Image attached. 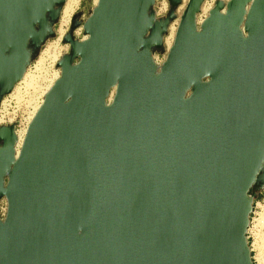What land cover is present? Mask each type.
I'll list each match as a JSON object with an SVG mask.
<instances>
[{
    "label": "water",
    "instance_id": "obj_1",
    "mask_svg": "<svg viewBox=\"0 0 264 264\" xmlns=\"http://www.w3.org/2000/svg\"><path fill=\"white\" fill-rule=\"evenodd\" d=\"M166 1L161 17L155 0L74 14L18 151L15 123L0 126V264H254L264 0H213L200 24L206 0ZM65 2L0 0V104Z\"/></svg>",
    "mask_w": 264,
    "mask_h": 264
},
{
    "label": "rangeland",
    "instance_id": "obj_2",
    "mask_svg": "<svg viewBox=\"0 0 264 264\" xmlns=\"http://www.w3.org/2000/svg\"><path fill=\"white\" fill-rule=\"evenodd\" d=\"M70 1L71 2H69L68 0V3L67 1L65 2L60 21L56 26L57 37L47 42L39 56L34 60L31 67L26 71L21 82H19L15 86L13 92L10 94V100H14L16 104L13 103L11 105V109L9 108L8 103L4 102L3 104L4 110H6V108L8 107V112H16V119H18L21 123L24 120V127L19 128L17 132H21L25 129V126L29 121L28 118H30L32 114L31 112H33L32 108H34L35 106V99H37V103H39L42 100L43 93L47 89H45V87L49 86L48 82L50 83L54 78L57 77V75L59 77V70L55 68V65L59 61L60 57L68 52V46L62 43V38L68 31L72 16L78 12H81V19H86L89 9L95 3V0H76L77 2L75 0ZM183 1H185L184 3L187 2V0ZM223 1L226 2L228 0ZM75 2L77 3V5ZM66 3L70 4V8L68 10H66ZM72 3L73 5H71ZM208 7H210L211 9L213 8V0H206L201 8ZM181 11L182 9H179L178 14H180ZM208 12L209 10H207L203 15L201 14V17L199 19L201 20V18L204 19V17H207ZM66 16L67 18L65 19ZM65 22H67L66 25ZM174 25L175 24L171 26L170 33L173 32ZM75 36H77L78 38H82V31L76 30ZM22 82L24 84H21ZM38 87H40V89ZM17 90L19 92H17ZM38 93H40V95ZM32 96L34 99L32 98ZM28 102H30L31 104ZM13 122V119H10L8 121L9 124ZM256 202L258 203V207L254 211L255 215L251 216L253 221L249 227L248 243L252 250L251 256L254 259L255 264H264V220H262V217L264 216V193L259 195Z\"/></svg>",
    "mask_w": 264,
    "mask_h": 264
},
{
    "label": "built area",
    "instance_id": "obj_3",
    "mask_svg": "<svg viewBox=\"0 0 264 264\" xmlns=\"http://www.w3.org/2000/svg\"><path fill=\"white\" fill-rule=\"evenodd\" d=\"M168 9H169V6H168V3H167L166 0H155V12H156V16H157V17L164 16V15L168 12ZM200 17H201V12H200V14L197 16V23H198V24H200V23L202 22V20H203V19L199 20ZM173 24H175L174 27H173V29H174V30H173V38H174L175 31H176V28H177V21H175V22H173V23H171V24L169 25L167 35H166L165 38H164V46H165V49H166V50L169 49V47L171 46V44H172V42H173V38H172L170 44L168 45V43H167V40L169 39L170 34H171V33H170V29H171V26H173ZM78 30H81V29H78ZM81 31H82V30H81ZM75 32H76V31H75ZM76 37H77V36H76ZM77 38H78V37H77ZM82 38H83V37H82ZM82 38H79V39H82ZM154 60H155V62H156L157 64H161V63L164 61V56L155 55ZM30 67H31V66H30ZM9 96H10V94L7 95V96H5V97L2 99L1 104H0V126L8 125V124H9L8 121H9L10 119H13V120H14L13 123H15V125H16V127H15V133H16V135H17V131H18V129L21 128V127H24V120H23V122L21 123L18 119H16L17 116H16V112H15V111H12V113L8 112V111H9V108L11 109V105H12L13 103L16 104L14 100H10V97H9ZM4 102L8 103V105H9V108L7 107L6 110H4V107H3ZM28 123H29V122H28ZM28 123H27L26 126H25V131H26V128H27ZM10 124H12V123H10ZM24 135H25V133H24ZM17 138H18V136H17ZM23 138H24V137H23ZM22 140H23V139H22ZM257 207H258V203L255 201V202H254V205H253V211H252L251 216L255 215V212H254V211H255V209H257ZM6 210H7L6 202H5L4 199H1V200H0V219H4V217H5V215H6ZM252 221H253V219H252V217H250V224H249V227H250V225L252 224ZM249 227H248V230H247V237H248V233H249ZM249 247H250V246H249ZM250 251L252 252L251 248H250ZM252 260H253V263L255 264V261H254L253 258H252Z\"/></svg>",
    "mask_w": 264,
    "mask_h": 264
},
{
    "label": "bare ground",
    "instance_id": "obj_4",
    "mask_svg": "<svg viewBox=\"0 0 264 264\" xmlns=\"http://www.w3.org/2000/svg\"><path fill=\"white\" fill-rule=\"evenodd\" d=\"M67 1V3H68V0H66ZM76 1V0H75ZM69 2H71L70 0H69ZM77 2V1H76ZM75 2V3H76ZM185 2V1H184ZM66 3V5H67V9L66 10H68L69 8H70V4H67ZM95 3H96V0H95ZM71 5H73V3L71 4ZM76 5H77V3H76ZM179 9H183L182 8V6H181V8H179ZM73 10V9H72ZM207 10H211V8L210 7H208V8H201V14L203 15ZM68 13V12H67ZM181 13V12H180ZM67 18V16L65 17V19ZM205 18V17H204ZM202 19V18H201ZM69 20V19H68ZM200 20V19H199ZM68 22V21H67ZM67 22H65V25H66V23ZM172 38H173V32H171V34H170V37H169V39L167 40V43H168V45L170 44V42H171V40H172ZM59 53V52H58ZM27 76V75H26ZM42 77V76H41ZM55 77V76H54ZM58 78V75H57V77L56 78H54L50 83L48 82V84H49V86L48 87H45V89H46V91L49 89V87L51 86V84L56 80ZM29 80V79H28ZM27 80V81H28ZM44 80V79H43ZM47 80V79H46ZM45 82V81H44ZM21 84H24L23 82L21 83ZM20 85V84H19ZM21 86V85H20ZM29 86V85H28ZM30 86H31V83H30ZM46 86V85H45ZM24 88H26V87H24ZM39 89H40V87H38ZM42 88V87H41ZM20 89V88H19ZM39 89H38V91H39ZM43 89V88H42ZM45 91V92H46ZM17 92H19L18 90H17ZM16 92V93H17ZM41 92H42V90H41ZM45 92L43 93V95L45 94ZM39 95H40V93H38ZM42 94V93H41ZM41 97V96H40ZM32 98H33V96H32ZM34 99V98H33ZM41 99V98H40ZM36 100V103L34 104L35 106H34V108H32L33 109V112H31L32 114H31V116H30V118H28V120L30 121V119L32 118V116L34 115V113H35V111L37 110V108L39 107V105H40V103H41V101L39 102V103H37V99H35ZM30 101H32V100H30ZM34 101V100H33ZM28 103H30V102H28ZM31 104V103H30ZM29 114V113H28ZM28 121V122H29ZM24 133H25V129L23 130V131H21V132H17V136H18V143H17V146H16V151H18V149H19V147H20V145H21V142H22V139H23V137H24ZM262 220H264V216L262 217Z\"/></svg>",
    "mask_w": 264,
    "mask_h": 264
}]
</instances>
